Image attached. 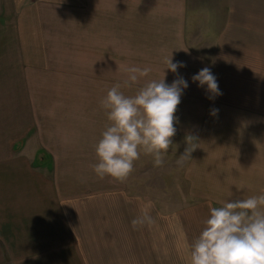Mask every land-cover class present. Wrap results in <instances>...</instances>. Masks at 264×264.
I'll use <instances>...</instances> for the list:
<instances>
[{"label": "crops", "instance_id": "1", "mask_svg": "<svg viewBox=\"0 0 264 264\" xmlns=\"http://www.w3.org/2000/svg\"><path fill=\"white\" fill-rule=\"evenodd\" d=\"M122 1L131 16L146 18L148 13L144 10L166 16V9L170 8L167 2H176L179 11L182 6L186 16L187 0H0V264H89L86 263L88 233L81 226L83 222L99 224L108 216L109 236L104 242L117 241L118 234L132 235L131 221L141 214L139 205L148 202L146 197L130 195L128 186L123 187L111 177L108 184H100L101 179L91 167L98 163L97 157L86 164L78 161L79 153L86 147L84 140L68 142L73 153L67 155L62 153L66 147L62 131L60 143L49 138L48 132V123L54 118L48 119L52 113L48 112V17L89 16L93 31L97 32L101 18L111 20L116 4ZM236 1L232 0L225 21L217 22L216 40L201 44L204 48L211 44L220 49L231 46L238 56H243L237 52L238 48H247V51L255 48L257 39L243 40L247 31L244 19L264 14V0L263 5L254 7L246 0L242 4ZM171 17L179 23L177 14ZM247 92L255 93L254 89ZM205 96V103L199 104L190 97L191 103L187 106L189 112L203 114L199 115V121L175 126L176 134L186 129L184 134L194 137L197 147L189 158L187 177L189 192L205 194V204L197 207L204 212L195 215L201 220L209 215L210 203L219 207L218 202H231L264 191V120L261 117L264 111L254 103L227 105L221 109L211 102L208 94ZM213 109L218 110L217 115L211 114ZM96 120L89 121L94 124ZM99 139L95 138L91 146L94 156ZM37 140L39 143L34 145L31 154L30 143ZM61 143L58 150L55 145ZM48 154L53 160L49 166ZM38 156L40 166L36 167ZM65 166L70 173H64ZM49 169L56 176L54 182L48 179ZM79 172L90 173L89 185L74 179ZM70 191H76V196L70 197ZM81 191L91 196L81 198ZM104 194L109 195L108 202L101 198ZM70 199L76 200L72 210ZM158 204H153L152 212L159 219H165L167 215L156 212ZM133 239L131 236L130 240Z\"/></svg>", "mask_w": 264, "mask_h": 264}, {"label": "rangeland", "instance_id": "2", "mask_svg": "<svg viewBox=\"0 0 264 264\" xmlns=\"http://www.w3.org/2000/svg\"><path fill=\"white\" fill-rule=\"evenodd\" d=\"M237 1L243 3L242 0ZM246 2L253 7L263 5V0ZM167 3L170 8L166 9V16H160L154 10H144L148 13L145 18L144 15L131 16L124 2H118L115 16L111 20L101 18L97 32L93 31L92 18L89 16L48 17V112H52L48 119L54 117L48 123V136L60 143L62 131V141L66 142L63 154L71 155L73 152L68 142L81 138L86 147L79 153L78 161L86 164L96 157L92 155L91 146H94V139H99L108 123L100 100L115 84L123 85L126 79L124 69L128 66L148 67L151 72L131 88L122 86L121 91L125 95H134L150 80L162 79L164 71L165 83L170 85L177 78V74L165 69L166 61L170 58L173 63L183 62L186 65L177 69L179 76L189 86L183 90L175 113V126L183 127L189 121H199V115H203L189 112L187 106L191 99H196L199 104L207 100L206 94L210 95L206 85L199 87L198 82L191 79L204 67H209L216 76L222 93L211 99L214 105L222 109L227 105L254 103L264 111V14L244 19L247 31L243 34V40H257L255 48L250 51L238 48L237 52L243 54L238 56L236 49L230 45L229 49H220L212 44L206 48L201 45L216 40L215 30L219 29L217 22L225 21L224 16L227 10L230 11L232 0H187L186 16L182 6L179 11L176 2ZM133 12L135 14L136 11ZM157 12L161 13L160 10ZM174 13L179 23L172 19ZM236 31L239 33L237 28ZM228 41L233 42L230 38ZM224 42L227 43L226 40ZM109 60L113 62L111 65L105 63ZM251 89H254V95L247 92ZM261 117L264 120V112H261ZM91 119L97 120L92 124L89 121ZM186 131L183 129L172 138V145L164 155L162 166H154L153 156L141 152L140 158L134 162L133 172L124 182H120L123 187H129L130 195L148 198L146 204L139 205V213L146 205H150L148 211L155 223L134 229L132 235L129 232L127 235L118 234L117 241L111 239L109 243L104 242L106 236H109L108 216L99 224H87L84 221L81 226L88 233L86 245L89 251L86 263L190 264V244L199 235L204 221L195 215L204 212V209L197 207L205 204V194L189 192L187 173L190 159L182 165L177 164V159L188 147L187 135L184 134ZM35 141L30 143L31 154L34 145L39 143ZM61 146L62 143L55 145L58 150ZM191 146L195 147L194 141ZM35 161L34 166L39 167V156ZM52 161L48 154V166ZM50 170L53 169L48 170V179L54 182L56 176ZM63 171L65 174L70 173L66 166ZM74 179L83 182L85 186L91 183L92 176L88 172H79ZM108 180L106 177L100 184H108ZM105 190H108V186ZM75 192L70 191L69 196H76ZM79 195H82L81 198L91 196L86 191H81ZM101 198L108 202L109 195H101ZM155 203H159L156 212L167 215L165 219H159L152 212ZM69 205V209L75 208L76 200L70 199ZM131 236L133 240H130Z\"/></svg>", "mask_w": 264, "mask_h": 264}, {"label": "clouds", "instance_id": "3", "mask_svg": "<svg viewBox=\"0 0 264 264\" xmlns=\"http://www.w3.org/2000/svg\"><path fill=\"white\" fill-rule=\"evenodd\" d=\"M165 69L177 74L169 85L164 76L150 80L134 95H125L122 86L131 88L151 72L148 67L128 66L126 79L112 86L100 100L108 123L95 145L98 163L91 165L99 179L111 177L124 182L134 170V162L141 152L152 155L154 166H162L164 155L176 134L175 113L181 102L183 90L189 85L179 76L177 69L183 62L166 61ZM119 66V65H118ZM119 68V67H118ZM164 69V70H165ZM199 87L207 86L209 99L222 95L216 76L209 67L202 68L191 77ZM217 109L211 111L216 115ZM194 137L187 136L188 147L177 159L182 165L191 158L197 147H192ZM243 189V188H241ZM209 204V215L203 221L199 235L190 244V264H264V191L259 195L244 196L231 202ZM146 205L131 223L133 228L155 223Z\"/></svg>", "mask_w": 264, "mask_h": 264}]
</instances>
